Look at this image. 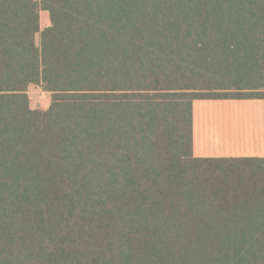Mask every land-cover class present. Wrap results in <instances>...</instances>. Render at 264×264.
Segmentation results:
<instances>
[{
    "label": "trees",
    "instance_id": "trees-1",
    "mask_svg": "<svg viewBox=\"0 0 264 264\" xmlns=\"http://www.w3.org/2000/svg\"><path fill=\"white\" fill-rule=\"evenodd\" d=\"M263 99L264 0H0V264H264V158L192 150Z\"/></svg>",
    "mask_w": 264,
    "mask_h": 264
},
{
    "label": "crops",
    "instance_id": "crops-1",
    "mask_svg": "<svg viewBox=\"0 0 264 264\" xmlns=\"http://www.w3.org/2000/svg\"><path fill=\"white\" fill-rule=\"evenodd\" d=\"M263 100H249L257 101L256 105L261 107V115L255 114L253 118L234 115V111L219 110L216 102L225 100L194 101L192 104L194 157L263 158ZM256 116L260 117L255 118Z\"/></svg>",
    "mask_w": 264,
    "mask_h": 264
},
{
    "label": "rangeland",
    "instance_id": "rangeland-1",
    "mask_svg": "<svg viewBox=\"0 0 264 264\" xmlns=\"http://www.w3.org/2000/svg\"><path fill=\"white\" fill-rule=\"evenodd\" d=\"M40 31L50 25L49 15L47 12L41 11L39 14ZM36 43H39V35H37ZM27 96L30 103V108L37 110H46L50 105V95L44 92L38 86H30L27 89ZM208 101V100H203ZM214 101V100H211ZM257 101L249 100H225L218 103L219 110L234 111V115H244L253 118V115H261L260 105H256ZM257 112V113H256ZM219 114L222 115L220 112ZM260 116H256L258 118ZM263 151H264V100H263ZM264 153V152H263ZM264 158V157H263Z\"/></svg>",
    "mask_w": 264,
    "mask_h": 264
}]
</instances>
